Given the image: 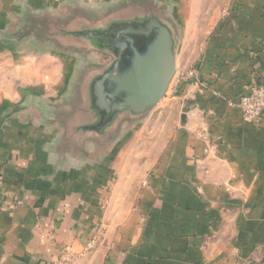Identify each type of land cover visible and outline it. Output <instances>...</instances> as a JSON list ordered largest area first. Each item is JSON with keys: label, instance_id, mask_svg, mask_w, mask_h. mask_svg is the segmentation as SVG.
<instances>
[{"label": "crops", "instance_id": "obj_1", "mask_svg": "<svg viewBox=\"0 0 264 264\" xmlns=\"http://www.w3.org/2000/svg\"><path fill=\"white\" fill-rule=\"evenodd\" d=\"M25 1L43 7L0 0L1 30L17 23ZM198 1H182L191 15L177 18L195 43L226 8ZM233 6L242 13L201 53L205 88L183 114L176 98L166 103L182 122L158 131L155 151L149 142L132 148L128 130L107 151L87 148L82 161L58 162L49 144L59 131L30 118L38 103L61 102L74 57L0 45V264L48 262L65 248L81 255L95 231L102 246L74 264H264V125L243 123L237 107L264 73V0ZM203 7L208 16L196 18ZM164 112L145 124L162 116L166 127Z\"/></svg>", "mask_w": 264, "mask_h": 264}, {"label": "water", "instance_id": "obj_2", "mask_svg": "<svg viewBox=\"0 0 264 264\" xmlns=\"http://www.w3.org/2000/svg\"><path fill=\"white\" fill-rule=\"evenodd\" d=\"M162 2L111 0L96 7L78 0L53 13L51 6L32 9L25 1L17 23L0 29L1 46L27 44L74 57L61 102L38 103L30 118L59 131L49 144L58 162L82 161L87 148L107 151L158 107L176 71L182 26Z\"/></svg>", "mask_w": 264, "mask_h": 264}, {"label": "rangeland", "instance_id": "obj_3", "mask_svg": "<svg viewBox=\"0 0 264 264\" xmlns=\"http://www.w3.org/2000/svg\"><path fill=\"white\" fill-rule=\"evenodd\" d=\"M2 2L4 0H1ZM13 1V0H11ZM74 1V2H73ZM159 2H161V0H158ZM184 0H163L162 3H164L165 5V10L166 13H168L169 17H173V15H175L176 17L179 18V13L180 12V19H181V23H185L186 19L190 17L191 14H188V10L183 9V2ZM205 0H199L198 2L202 3L201 7L203 6ZM206 1H212V3H217L218 5H221L222 3H226L225 5H223L224 11H220L221 15H222V21L218 22V24H216V26L212 27L210 29V31H207V40H201L198 42H193L192 41V33L191 31L185 32V26H181V32H180V41H179V46L177 49V58H176V71L174 73V76L170 82V84L168 85V88L164 94V97L162 98V100L160 101L158 107L152 111L151 113L156 116L158 111H165L164 112V120H165V124L167 121V125H165L166 127H164V121L163 118L161 116V118H159L157 120V117H152L150 119V121L148 122V124H145V121H142L141 123H139L138 126H136L135 128H133V132H135L134 134H136V139L133 140V144H132V148H146L149 145L146 144L145 142H149L151 143L152 147L154 148L155 146H153L155 142V138L157 136L158 131L165 129L166 131H173V126L174 124L171 123V121L174 120H178L179 122H182V118H178L179 116V112L177 110H182L180 113H185L184 111L188 109V104L190 103V101H195V98L198 97V94H201L202 90L205 88V84L200 80L199 78V73H198V68L199 67V62L202 61V58H200L202 51L207 50V47L210 44H214V40L215 38L224 30L227 31L226 26L230 25L229 27L231 28V22H235V20L238 18L239 14L242 13V10L239 8H235L233 5L235 4V0H206ZM234 1V3L232 2ZM39 2H42L41 4L43 6H52L50 7V9H52L53 13H55L56 9L58 8V6H62L64 4H71V3H78V0H39ZM38 2V3H39ZM178 2H180L178 4ZM229 3V5L227 4ZM228 5V6H226ZM179 7V9H178ZM205 7V6H204ZM204 7L202 10L200 9H196V18L199 17H207L209 11H204ZM48 8V7H47ZM176 8V9H175ZM39 9V8H38ZM49 9V8H48ZM174 12H177V14H173ZM57 13V12H56ZM228 23H225L227 22ZM230 28L228 29V31L230 30ZM203 29V28H202ZM184 31V33H183ZM204 31H206V29H204ZM196 50V51H194ZM196 53H198V55H196ZM200 54V55H199ZM250 56H254V55H250ZM92 61H96L98 60V58H91ZM90 61V58L86 59V62L88 63ZM51 63V62H48ZM53 65V63H51ZM34 66L36 68H40L41 66V61L37 60L36 62H34ZM54 66V65H53ZM194 72V76H192L190 73ZM260 77V78H258ZM258 77H254V79L256 81H258L259 83H263L264 82V73H261L258 75ZM252 78V80H254ZM250 80V82L252 81ZM181 82V83H180ZM249 82V83H250ZM195 87V88H193ZM193 90V91H192ZM195 90V91H194ZM248 91V90H247ZM180 92V93H179ZM179 93V94H178ZM172 98H176L178 102L176 109L175 110V106L166 104L168 103V101H170ZM166 104V105H165ZM238 107V106H237ZM173 125V126H172ZM169 126V127H168ZM153 130V131H152ZM138 131H142L137 133ZM149 132H153L151 135V139L148 140V135ZM171 141V138H165V146H167L169 144V142ZM156 148H154L155 151ZM102 233L104 232V227L102 225V227H100ZM97 231L93 232L96 233ZM104 234V233H103ZM101 240H102V235H101ZM102 246V244L100 243V247ZM95 250L91 251L88 255L89 256V260L92 258L91 254L94 252ZM97 251V250H96ZM99 252V251H98ZM97 252V258L101 259V254H99ZM87 257V256H86ZM97 258H94L93 263H96ZM88 259V258H87Z\"/></svg>", "mask_w": 264, "mask_h": 264}, {"label": "built area", "instance_id": "obj_4", "mask_svg": "<svg viewBox=\"0 0 264 264\" xmlns=\"http://www.w3.org/2000/svg\"><path fill=\"white\" fill-rule=\"evenodd\" d=\"M190 74L194 76V72ZM237 106L241 111L243 123L256 127L264 125V82L259 83L255 79L252 80L249 83L247 93L239 98ZM100 243L101 233L97 231L91 235L81 255L74 253L70 248H65L58 256L52 258L50 261L37 264H74L78 257L89 254L91 251L95 250Z\"/></svg>", "mask_w": 264, "mask_h": 264}, {"label": "trees", "instance_id": "obj_5", "mask_svg": "<svg viewBox=\"0 0 264 264\" xmlns=\"http://www.w3.org/2000/svg\"><path fill=\"white\" fill-rule=\"evenodd\" d=\"M180 83H181V82H180ZM179 93H180V92H179ZM179 93H178V94H179Z\"/></svg>", "mask_w": 264, "mask_h": 264}]
</instances>
